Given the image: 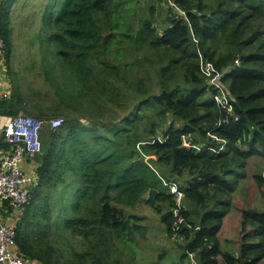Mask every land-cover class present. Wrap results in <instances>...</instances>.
<instances>
[{
  "label": "trees",
  "instance_id": "obj_1",
  "mask_svg": "<svg viewBox=\"0 0 264 264\" xmlns=\"http://www.w3.org/2000/svg\"><path fill=\"white\" fill-rule=\"evenodd\" d=\"M17 2L30 8L26 24L39 21L40 52L51 51L55 65L40 64L43 98L17 81L0 115L41 119L49 108L63 118L56 129L41 119L31 199L14 225L17 254L34 264H137L145 228L129 211L143 201L167 236L183 240L172 264L189 254L197 264H262L264 210H240L236 253L220 249L218 232L253 156L264 199V0H0L4 58L20 24L11 18ZM199 53L223 73L220 89ZM209 133L225 139L222 150Z\"/></svg>",
  "mask_w": 264,
  "mask_h": 264
},
{
  "label": "rangeland",
  "instance_id": "obj_2",
  "mask_svg": "<svg viewBox=\"0 0 264 264\" xmlns=\"http://www.w3.org/2000/svg\"><path fill=\"white\" fill-rule=\"evenodd\" d=\"M12 14L11 18H20V24L15 26L14 29V38L15 44L18 47L22 46V44H27L28 41L35 43L36 46L32 49V53L37 49V58L40 64L51 63L53 60V55H50V52L47 53V59L43 57V53L40 52L37 40V33H39L40 24L39 21L35 23L28 22L21 19L25 14H27L30 8H26L22 10L18 7V2L12 5ZM8 10V6L6 11ZM18 21V19H17ZM31 23V24H30ZM134 23L137 25V22L134 20ZM13 54V51L11 50ZM10 53V54H11ZM31 53V54H32ZM52 54V52H51ZM10 56V55H9ZM8 56V57H9ZM51 57V60L49 59ZM199 62L204 63L207 62L202 55L199 53ZM5 59V58H4ZM34 61V59L32 60ZM33 64L32 66H34ZM53 60V66H54ZM41 67V66H40ZM37 68L35 70L16 73L19 75L17 77V81H20L21 84L30 86L34 89L40 90L43 94L40 96L43 98L45 96V92L47 89V82L45 81V77L43 75V70ZM54 75V71L51 70ZM11 79V77H10ZM16 81V83H17ZM156 94V92H155ZM42 98L38 99L41 100ZM51 103V102H48ZM46 106V104H44ZM45 116L40 117L45 122L62 116H52V112L49 108H44ZM34 117L33 115H30ZM38 118V117H35ZM260 169H263L262 162L259 157L253 156L250 157L247 161L246 166V177L241 180L238 191L233 199V205L228 213L223 218V223L218 232V238L220 242V249L222 251H229L232 253H236L238 250V246L240 244V210L242 208H259L260 210H264V199L260 194V190L257 188L256 183L254 181L253 174L258 172ZM175 183V184H174ZM169 193H171L174 197V201H176L177 205H180L182 202L181 196L178 197L177 192H182L176 182H169ZM130 213L138 214L141 216L139 224L144 227L143 235L144 237L136 234V243L133 246L134 252L136 253L135 262L137 264H172L177 262V255L181 253L180 245L183 244V240L180 237L175 236H167L163 227V223L160 220V215L154 211L149 205L145 204L143 201L139 202L138 206L129 211ZM164 212V211H163ZM21 214H16V217H19ZM7 216V215H6ZM5 216V218H6ZM15 220L13 222L16 221ZM26 224V220H22V226ZM15 225V223H14ZM126 251V250H125ZM127 252V251H126ZM162 254V258L158 259L159 255ZM183 264H197L195 262L193 254H189L188 258L184 259ZM264 264V258L262 261Z\"/></svg>",
  "mask_w": 264,
  "mask_h": 264
},
{
  "label": "built area",
  "instance_id": "obj_3",
  "mask_svg": "<svg viewBox=\"0 0 264 264\" xmlns=\"http://www.w3.org/2000/svg\"><path fill=\"white\" fill-rule=\"evenodd\" d=\"M3 52L4 41L0 36V66L4 67ZM201 65L202 73L208 82L220 89L223 73L217 71L209 62L201 63ZM1 87L2 82L0 81V100L8 98L10 93L9 90ZM220 97L227 99L223 93L215 95L216 99H221ZM227 112L234 116L230 106L227 107ZM62 121V117L50 120V128H58ZM222 121L227 122V117ZM42 123L41 119L23 113L12 116L0 115V142L10 145L8 149L0 151V264H34L27 261L24 256L17 254L14 224L6 222L1 213L8 210L4 207L6 202L21 212L31 199L30 188L35 183V179L24 171L21 163L24 159L32 160L41 149L39 132ZM210 137L215 136L210 134ZM182 138L185 146H195L191 144L188 136ZM176 195L180 197L182 192H177Z\"/></svg>",
  "mask_w": 264,
  "mask_h": 264
},
{
  "label": "crops",
  "instance_id": "obj_4",
  "mask_svg": "<svg viewBox=\"0 0 264 264\" xmlns=\"http://www.w3.org/2000/svg\"><path fill=\"white\" fill-rule=\"evenodd\" d=\"M36 46V42L32 43L30 40L27 44H22V46L18 47L15 44L14 35L12 37V51L9 57H5L3 59V66H0V81L2 82V89H7L9 92L11 91L12 85L16 83V79L19 75L16 73L35 70L40 67V62L37 58V49L32 53V49ZM39 46V43H38ZM32 53V54H31ZM34 59V61H32ZM35 64L34 66H32ZM10 77L12 79H10ZM5 116V115H1ZM1 143V142H0ZM2 146H0V151L2 150ZM24 171L29 174H34V162L32 160L24 159L21 163ZM2 217L6 222L14 224L16 214H19L17 210L9 213L8 210L6 212H2ZM7 215V216H6ZM6 216V218H5ZM17 219V217H16Z\"/></svg>",
  "mask_w": 264,
  "mask_h": 264
},
{
  "label": "water",
  "instance_id": "obj_5",
  "mask_svg": "<svg viewBox=\"0 0 264 264\" xmlns=\"http://www.w3.org/2000/svg\"><path fill=\"white\" fill-rule=\"evenodd\" d=\"M165 2H167V0H164ZM178 88V85L174 86L172 89L170 90H166V89H162L159 93L156 94H152V98L155 102L161 104L162 103V98L164 96H167L169 94H171L174 90H176ZM146 194H143V196H145Z\"/></svg>",
  "mask_w": 264,
  "mask_h": 264
},
{
  "label": "clouds",
  "instance_id": "obj_6",
  "mask_svg": "<svg viewBox=\"0 0 264 264\" xmlns=\"http://www.w3.org/2000/svg\"><path fill=\"white\" fill-rule=\"evenodd\" d=\"M236 61H238V60H236ZM236 61H235V64H238V63H236ZM223 122H224V121H223ZM217 126H220V122H217V124H216L214 127H217ZM210 134H212V135L215 136L214 138H213V137H210V138L216 140V142L218 143V146H217V148H216L215 151H217V150H222V149L224 148L225 144H226L225 139L217 137L214 133H209V136H210ZM194 147H195V146H194ZM32 176H33V175H32ZM18 213L20 214L21 212H18Z\"/></svg>",
  "mask_w": 264,
  "mask_h": 264
}]
</instances>
